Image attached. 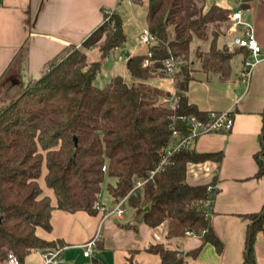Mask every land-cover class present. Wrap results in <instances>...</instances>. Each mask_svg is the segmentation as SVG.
Instances as JSON below:
<instances>
[{"label":"trees","instance_id":"1","mask_svg":"<svg viewBox=\"0 0 264 264\" xmlns=\"http://www.w3.org/2000/svg\"><path fill=\"white\" fill-rule=\"evenodd\" d=\"M103 13L102 22L79 44L66 45L45 64L39 78L0 105V262L9 252L23 264L32 251L60 247L61 240L44 239L37 229L52 230L54 209L96 215L106 177L113 179L107 186L112 208L127 196L125 204L134 209L138 222L151 227L167 222V239L183 237L189 230L200 237L201 245L190 251L150 244L147 250L159 254L161 264H185L186 256H196L207 243L219 253L223 249L207 217V202L217 193L208 187L215 179L195 185L187 181L190 163L212 160L219 165L223 152H198L189 146L173 151L166 163L161 161L173 140L172 114L209 117V111L200 110L187 94L194 62L205 73L231 77L236 50L229 51L227 43L219 46L230 24L229 9L207 5L206 0H147V29L158 43L128 58L129 79L118 74L99 86L95 80L103 61L114 50L124 49L128 39L123 16L114 9ZM196 39L208 42V48L192 49ZM95 48L100 59L89 61L88 52ZM170 56L177 60L172 79L164 66ZM249 56L248 50L245 60ZM157 77L172 80L179 94L176 111L160 102L170 89L151 82ZM262 115L255 159L256 175L264 178V110ZM175 125L187 134L179 118ZM139 180L143 185L135 187ZM248 217L243 264H256L254 241L264 230V204ZM125 264L136 263L130 257Z\"/></svg>","mask_w":264,"mask_h":264},{"label":"crops","instance_id":"2","mask_svg":"<svg viewBox=\"0 0 264 264\" xmlns=\"http://www.w3.org/2000/svg\"><path fill=\"white\" fill-rule=\"evenodd\" d=\"M124 1L0 0V105L16 98L32 80L39 78L45 64L66 45L79 44L102 22L104 9L119 12L126 30L129 26L127 9L131 8L146 22L147 0L141 3L127 0L123 6ZM212 1L208 4L206 0L207 5L218 4L229 9V13L243 10L244 20L253 25V33L263 49V59L253 68L249 81L240 75L248 53L246 47L234 48L236 53L229 79H221L216 73H205L200 70L199 62H194L196 71L187 91L189 101L202 111L232 108L235 121L228 133H205L193 144L198 152H223L219 165L212 160L190 163L187 174V181L193 185L215 179L217 193L210 220L214 232L223 242V249L219 253L207 243L196 256H186L185 264H243L247 227L251 222L248 215L261 211L264 204V178L256 175L258 164L255 159L261 147L259 136L264 110V2L236 0L238 5L230 6L228 2ZM144 27L147 29V24ZM233 38L229 27L220 37L219 46ZM205 44L203 48L207 49L209 43L205 41ZM119 51L127 63L129 57L124 55L123 49L112 53ZM129 51L131 55L144 53L146 45L143 49ZM236 59L238 63L234 66ZM115 75L118 74L111 78ZM165 79H169V85L165 87L172 89V80ZM157 85L163 86L161 83ZM105 206L106 210L112 208V205ZM108 211L99 210L96 215H91L84 210L54 209L52 230L38 228L37 234L50 241L63 242L60 258L45 263L42 255L45 250H35L23 264H93L95 260L101 264H125L130 257L136 264H161L160 255L147 250L150 244L162 243L170 248L190 251L202 243L200 237L194 235L167 239L166 221L151 227L136 220L134 209L127 215L125 208L121 216ZM89 242L93 245L90 255L85 256V245ZM254 254L256 264H264V230L256 234Z\"/></svg>","mask_w":264,"mask_h":264},{"label":"built area","instance_id":"3","mask_svg":"<svg viewBox=\"0 0 264 264\" xmlns=\"http://www.w3.org/2000/svg\"><path fill=\"white\" fill-rule=\"evenodd\" d=\"M134 1V0H131ZM230 18V29L232 34H234V38L232 41L227 43V47L229 51L234 50L236 46L240 47H246L249 52L250 56L244 61L243 68L240 72V75L242 78H244L246 81H249L252 75L253 68L255 65L263 59L262 53L263 49L260 46L259 42L257 41L254 33H253V25L244 20L243 18V10L238 9L231 11L229 13ZM237 31H241L242 33H237ZM140 40L142 43L147 44H157L158 40L155 36H153L148 29L144 30V33L141 34ZM148 55L151 56V52L148 51ZM150 63L149 59H146L144 62V65H148ZM165 71L166 73L171 76L174 75V73L177 70V60L170 56L165 59L164 61ZM160 102L167 105L171 110L176 111L178 108L179 103V94L177 93L175 87L173 86L172 89H170V92L168 95H164L160 98ZM179 118L181 121H183L186 125V131L187 134L185 136L182 135V130H180L175 125V120ZM173 119V129H172V143L167 147L166 153L163 155V159L161 161V164L166 163L168 161V156L175 150H178L183 147H189L193 146L195 140L202 134L205 133H217V132H225L228 133L231 131L234 125L235 121V111L232 108L221 110V111H209V117L207 119H201L197 118L192 115H176L175 113L172 114ZM161 165H159L155 170L151 171L150 177H152L155 172L160 168ZM105 169V167H104ZM144 181H137L135 187H139L143 185ZM210 191L217 190V187L215 185H210L208 187ZM101 193L98 195V200L96 202V207L99 210L108 211L106 210L105 206L100 201ZM126 197L121 199L111 210H109V213H116L117 215L121 216L125 211V201ZM214 200H210L207 202L208 205V212L207 217H210L211 215V207ZM203 233H206V229L202 231ZM186 235H194L197 236L193 231H187ZM93 245V242H89L85 245L86 249L84 252L85 256L90 255V250ZM62 252V247L53 248V249H47L43 251L42 255L44 258L45 263L49 262H56ZM0 264H20V260L17 257V255L13 252H9L6 256V258L0 262Z\"/></svg>","mask_w":264,"mask_h":264},{"label":"rangeland","instance_id":"4","mask_svg":"<svg viewBox=\"0 0 264 264\" xmlns=\"http://www.w3.org/2000/svg\"><path fill=\"white\" fill-rule=\"evenodd\" d=\"M219 1V0H218ZM221 2H228V5L230 6H236L238 5L236 3V0H220ZM127 0H125L123 2V6L126 5ZM211 2H213L212 0H208V4H210ZM137 7H140V4L137 5ZM126 14H127V22L129 23V26L127 28L128 31V40L126 42V47L127 49L132 50H139L140 48L143 49L145 48V43H142L140 40V36L141 34L144 33V26L146 25L145 20L142 18V16L137 17V15H135L134 11L130 8L126 10ZM231 23L228 25V27L226 28V30H228V28L230 27ZM201 46L206 47L205 41L202 40H194V42L192 43V49H195L196 46ZM204 49V48H203ZM88 59L89 60H98L100 59V51L95 48L92 49L88 52ZM238 61L237 59L234 62V66L235 64H237ZM114 74H122L124 75L126 78H130L129 72L127 70L126 67V61H125V57L123 56L122 52H115L110 54L104 61H103V67L101 72L98 74L95 83L99 86H104L106 84V82H108L111 78L112 75ZM153 83L158 84L161 83L163 86H168L169 85V79H161L159 77L151 79ZM46 171V169L44 168V172ZM40 182L42 184V186L48 191L47 193H49L52 198H53V202H55V195L52 191V189L46 187L45 182L43 177L40 178ZM113 182V179H110L109 177H106L105 180L102 183V189H101V198L100 201L102 203H105L109 206H111V198L108 194L107 191V186L108 183ZM125 208H126V214L128 215L129 213H131L132 209L129 205L125 204ZM28 260V258L26 259V261Z\"/></svg>","mask_w":264,"mask_h":264},{"label":"water","instance_id":"5","mask_svg":"<svg viewBox=\"0 0 264 264\" xmlns=\"http://www.w3.org/2000/svg\"><path fill=\"white\" fill-rule=\"evenodd\" d=\"M123 53H124V55L126 57H130L131 56V53H130L129 49H127V48L123 49ZM1 219H2V216L0 215V223H1Z\"/></svg>","mask_w":264,"mask_h":264}]
</instances>
